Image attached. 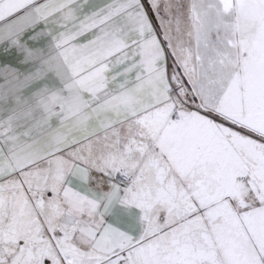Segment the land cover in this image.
I'll use <instances>...</instances> for the list:
<instances>
[{
    "label": "snow or ice",
    "instance_id": "1",
    "mask_svg": "<svg viewBox=\"0 0 264 264\" xmlns=\"http://www.w3.org/2000/svg\"><path fill=\"white\" fill-rule=\"evenodd\" d=\"M0 264H264V0H0Z\"/></svg>",
    "mask_w": 264,
    "mask_h": 264
}]
</instances>
